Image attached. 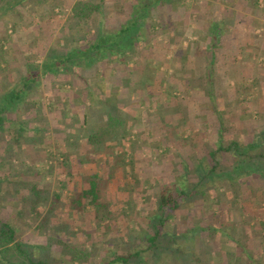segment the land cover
Returning <instances> with one entry per match:
<instances>
[{
  "label": "rangeland",
  "instance_id": "rangeland-1",
  "mask_svg": "<svg viewBox=\"0 0 264 264\" xmlns=\"http://www.w3.org/2000/svg\"><path fill=\"white\" fill-rule=\"evenodd\" d=\"M67 1L71 12L61 13L63 17L53 12L57 18L49 19L51 28L39 38L40 45L31 44L33 36L13 29L19 19L12 15L15 10L23 12L18 9L21 5L7 20H0H10L9 27L0 23L1 93L10 91L2 87L7 77L9 89L17 92L26 67L39 71L51 50L70 48L71 43L62 42L61 32L70 29L68 21L76 2L89 0ZM0 2H4L1 13L9 7L6 1ZM92 2L98 15L80 29L86 32L93 27L98 35L120 29L130 22L137 6H145L149 12L143 21L146 41L135 43V62L144 74L129 76L123 64L106 61L90 70L40 78L16 111L20 119L31 120L28 130L40 136L37 143L20 149L0 143V223L15 227L19 238L33 246L37 258L52 264H59L64 252L60 242L88 254L81 264H107L117 253L124 254L131 247L130 251L138 250L151 235L143 226L152 229L160 217L155 202L161 191L192 192L206 167L215 164L209 155L220 141L224 146L233 140L246 145L263 138L264 132V9L253 11L247 0ZM173 3L180 10L175 11ZM27 4L32 7L31 0ZM214 24L219 29L216 37L210 34ZM61 25L62 31L56 32ZM138 31L139 27L134 33ZM63 111L65 118H61ZM91 113L107 116L106 124L114 120L110 125H115L121 139L99 149L88 146L84 116ZM120 123L125 124L128 136L122 135ZM57 143L66 147L65 153L72 152L71 175L55 169L47 154L39 152L52 150ZM223 159L231 162L226 155ZM226 170L220 174L223 179L233 174ZM87 172L100 176L98 185L112 213L100 221L92 206L80 211L70 208L73 194L87 187L81 181ZM213 176L205 178L197 195L180 199L179 210L167 214L166 225L160 227L159 248L134 258L131 264H227L228 255L234 256L232 264L236 259L247 264L246 256L234 245L244 240L255 256L264 252L263 182L255 177L243 189L237 174L231 183ZM34 183H38L40 197L30 191ZM54 194H61L59 203L52 200ZM30 202H38L35 220L18 214L29 210ZM47 216L46 229L38 230ZM222 231L232 235L231 242Z\"/></svg>",
  "mask_w": 264,
  "mask_h": 264
},
{
  "label": "trees",
  "instance_id": "trees-1",
  "mask_svg": "<svg viewBox=\"0 0 264 264\" xmlns=\"http://www.w3.org/2000/svg\"><path fill=\"white\" fill-rule=\"evenodd\" d=\"M1 1H6L5 4L8 6H11L14 2V0ZM247 2L248 4L252 5L253 11L260 8L264 9V0H247ZM3 3L4 2H0V10L4 6ZM159 3L161 4V2ZM92 5V0H89V2L78 1L73 6L72 14L70 16L71 19L68 21L70 24V29L66 32H61L62 42L71 43L70 48H66V51L64 52H60L57 49L51 50L50 54L44 58L42 62V69L39 71H29V66L28 68L26 67V70L23 67V70H25L26 73L23 75L24 79L21 81L23 83L17 92H13L11 89H9L10 82L8 79L10 77L5 79L6 81L4 84H2V87L4 91H10L5 93L0 92V143H4L12 147L14 146L18 149H20L22 145H27V147L31 148L37 143L36 140L40 136L38 135L35 137L34 133L30 134L31 132L28 130L30 128L31 120L27 119V121H25L26 119H20V116L16 111L17 109H21L24 99L26 100V98L31 93L33 89L31 85H36L40 78L45 79L49 78L50 76L54 77L57 76V73L59 72L69 75L74 73L77 69L90 70L94 68L95 65L102 62L105 63L106 61L123 64L124 67L128 69L129 76L130 74L133 76L135 72L139 76L144 74V71L139 70L138 64L135 62V43L139 41L143 42V40L144 42L146 41L145 31H143V28H145L147 25H145L143 21L148 16L149 12L145 6H137L135 12H133L130 22L125 24L120 29L107 32L104 30L98 35L96 31H94L93 27L86 29V32L82 31V27L80 29V26H84L91 22L94 20V16L98 15L99 10H97V8L93 7ZM172 5L175 7V11L176 8L180 10V7H178L177 3H173ZM13 6L12 13L14 12L13 10L16 9V7ZM154 6L158 5L155 3ZM18 16L23 17V19L16 21V24L13 26L15 31L17 30L19 24H21V22L27 18L26 14L23 16V14L20 15L18 13ZM137 27H139L141 31L134 33ZM211 28L212 33L210 32V34L216 37L217 32L219 31L218 25L214 24V26ZM92 36L95 37L92 38ZM142 36H144L145 39H143ZM70 38L71 40H73V38L75 40L72 42L70 41ZM130 40H132V43L129 46L126 44V41ZM212 58H214V54H212ZM140 86L144 87L142 83H140ZM87 100H90V97H87ZM100 104L104 106L107 105L105 101H101ZM22 108L24 107L22 106ZM64 115L65 114L63 111L61 118H65ZM99 117L94 113L89 115L85 114L84 116V123L86 124V132L88 134L87 145L91 147L93 146L95 149H99L101 145H105V143L108 141H119L121 139L119 134L116 132L115 125H110V122L114 120H111L110 122L108 121L109 123L106 124V119L108 120L107 116L99 115ZM35 119V117L32 118V121ZM120 124L122 126V123ZM122 127V135L128 136V131L127 129L125 130V124ZM39 134L41 135V133ZM260 136L263 138L246 145L239 140H233L227 146H224L223 142L220 141L218 145H216L217 148L212 150L209 155L210 159L213 160L215 164L211 167H206L208 170L206 173H204L203 177L197 178V176L200 175H195L198 181L196 180L197 183L195 182V186L192 187V192H186L185 189H182L183 191L181 194H176L169 191L167 193V190L160 192L159 197L155 202V209L157 210L160 217L154 221L155 223L153 224L152 229L143 226L145 227L143 231L145 233H151V235L149 234V237H146L141 241V248L130 251L133 248L131 247L127 249L124 254L117 253L113 256L112 260L107 262V264H131L134 258L141 257L143 253H154V250L159 248L158 244L161 237L160 227L166 225V217L169 218V215L167 214L176 212L181 208L182 204L180 199L190 198L194 195V192L195 195H197L196 191L199 186L205 184V178H213V175L216 174L218 177L215 178L226 180L227 182L231 183V180L234 178L233 175L236 176L237 174L238 176L236 177L240 179L243 189L247 188L249 186V182H252L254 179H256L255 177L262 181L263 185L264 132H262ZM2 139L4 140L1 142ZM66 143L67 146H70L72 142L70 143L69 138L67 140L66 137ZM76 146L77 144L73 142V151L75 153L77 152L78 154L79 150L76 148ZM52 148V150H46V148H42V150L39 152H42V154H47L48 160L51 161V164L54 165L53 167L55 169L58 171L61 170L66 175H71L73 162H71L69 158L72 155V152L65 153L64 150L66 147L58 143ZM223 155H226L229 160H231V162L224 160ZM85 160L89 161L88 158H85ZM225 169H227L226 171L232 172L233 174L229 177H225L226 179H223L220 174L225 173ZM64 179L66 181L65 177ZM99 180L100 176L96 173H84L81 176V181L87 184V187L77 193L75 192L70 201V208L72 210L80 211L84 210L87 206H92L95 211V217L98 221L112 215L108 206V202L103 200L104 194L98 185ZM31 185L34 186L33 188H30L32 195L40 197L38 183ZM62 187H65V184H62ZM203 194L204 191L200 192L199 195L202 197ZM60 198L61 194H54L52 200H54L55 203H59ZM198 202L200 203V201H195L196 204ZM30 204L31 206H29V210L20 211L18 214L20 216H27L29 214V218L31 220H35V218L39 215V212L36 210V205H38V202H30ZM51 212H53V210ZM154 218L151 220H154ZM48 219L49 218L47 216V218L41 221L38 226V230L46 229V226L48 225ZM24 226H27V223H24ZM221 233L225 235L223 237H226L227 241H232L231 234H228L225 231H222ZM19 237L20 236L18 235L15 227H12L7 223H0V261L2 264H52L46 259L37 258V254L33 251V246H29L28 244L24 243ZM59 244L63 246L62 249L64 251L61 254L59 264H73L75 262H79L78 264H81L84 260L86 261L88 254H82V252L78 251L77 249L75 250V247L72 249L70 244L64 245L62 242ZM234 245H236L237 249L243 252V256H246L247 264H264V252L259 256H255V254L250 252V249L247 248V241L244 240L242 243H236ZM68 251L70 252L69 258H67ZM233 261H235L234 256L228 255L227 264H232ZM236 264H241L240 259H236Z\"/></svg>",
  "mask_w": 264,
  "mask_h": 264
},
{
  "label": "crops",
  "instance_id": "crops-1",
  "mask_svg": "<svg viewBox=\"0 0 264 264\" xmlns=\"http://www.w3.org/2000/svg\"><path fill=\"white\" fill-rule=\"evenodd\" d=\"M1 1V0H0ZM29 0H14V3L16 5H12L13 7H16V9L21 5L23 7H19L18 9H20L19 11H23V12H19L20 15L25 16V14L27 15V18L25 19V22H21V24H19L18 28L19 31L16 32L20 35H31L33 36V42L31 44H36V42H38L37 44L40 45L42 41L41 36L43 35H47V29H50V25H49V19H53V18H57L53 12H58V14L61 13H70L71 12V6L69 5V2L67 0H32V7H29V5L27 4ZM27 2V3H26ZM62 4V6H61ZM12 6H8L9 8H7L6 10H4L3 12L0 13V20H7L8 16L11 17L10 15H12ZM59 6H61L60 8L63 9L61 10L60 8H58ZM69 6V7H68ZM23 9V10H22ZM28 11H30L31 14L28 13ZM62 11V12H61ZM14 13V12H13ZM62 15V14H61ZM14 16V15H12ZM15 16L17 19H23V17H19L18 13L15 12ZM65 15H62V17ZM29 19L28 23L27 20ZM10 21V20H8ZM0 23H4L6 25H8L9 23L7 21H0ZM62 27H58L57 31H62L61 29H63V25H61ZM9 27V25H8ZM49 31V30H48ZM11 33V31H9ZM53 32V33H56ZM49 33L51 34L52 31H49ZM19 41H21V38H18ZM25 40V38H24ZM30 44V45H31ZM9 45V44H8ZM13 46H17L18 44L16 43H12ZM22 45V44H21ZM9 47V46H8ZM7 47V48H8Z\"/></svg>",
  "mask_w": 264,
  "mask_h": 264
}]
</instances>
